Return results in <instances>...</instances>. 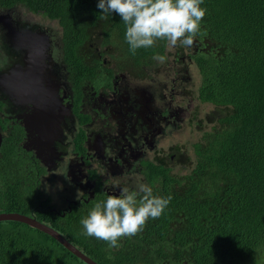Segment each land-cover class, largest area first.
<instances>
[{
    "label": "trees",
    "instance_id": "16d2710c",
    "mask_svg": "<svg viewBox=\"0 0 264 264\" xmlns=\"http://www.w3.org/2000/svg\"><path fill=\"white\" fill-rule=\"evenodd\" d=\"M97 4L98 0H0V12L22 6L45 19H58L61 55L78 82L86 64L80 47L95 25L103 43L122 45L135 62L149 64L154 57H164L159 40L133 55L125 23L116 13L101 19ZM201 7L205 16L194 37L201 51L192 57L203 102L197 114L205 128L193 143L192 155L185 158L186 173L172 166L150 170L146 183L153 194L170 197L161 215L109 248L106 241L86 235L81 224L95 203L73 205L61 216L48 206L36 177L25 173L22 178V164L4 150L0 211L23 213L52 226L98 264H264V0H203ZM4 103L0 99V110ZM1 147H7L6 140ZM0 264L86 263L47 233L4 220Z\"/></svg>",
    "mask_w": 264,
    "mask_h": 264
},
{
    "label": "flooded vegetation",
    "instance_id": "af4514ba",
    "mask_svg": "<svg viewBox=\"0 0 264 264\" xmlns=\"http://www.w3.org/2000/svg\"><path fill=\"white\" fill-rule=\"evenodd\" d=\"M47 34L50 58L41 63V72L54 81L62 113L58 127L53 118L45 127L38 124L44 115L32 113L31 103L21 108L0 91L5 101L0 110V150L22 164L18 172L22 178L26 172L36 177L39 190L41 185L51 186L64 208H56L53 197L41 192L51 210L64 216L73 205L96 204L109 195H119L123 187L135 190L132 183L137 177L145 184L151 169L172 166L176 151L182 148L173 141L201 127L200 115H195L203 102L198 98L199 75L192 57L201 49L196 42L191 47L178 42L170 49L168 41L160 39L163 61L135 62L122 45L103 43V34L95 25L80 47L86 64L78 82L62 58L60 39L52 32ZM0 45L8 56L0 66L5 70L17 55L1 31ZM39 77H34L38 85L32 87L37 98L43 93L42 84L36 82ZM48 87L51 96L52 86ZM40 128L48 130L50 141L41 159L24 147L29 139L36 140ZM4 140L5 149L1 147ZM70 190L74 195L67 196Z\"/></svg>",
    "mask_w": 264,
    "mask_h": 264
},
{
    "label": "clouds",
    "instance_id": "9594fccd",
    "mask_svg": "<svg viewBox=\"0 0 264 264\" xmlns=\"http://www.w3.org/2000/svg\"><path fill=\"white\" fill-rule=\"evenodd\" d=\"M202 3L203 0H98L97 7L101 10V19H107L112 13L120 16L127 26L125 39L134 55L137 49L152 47L160 39H166L170 49L178 42L191 47L205 16ZM25 24L42 30L40 25ZM154 58L164 60L163 56ZM169 200L170 197L154 195L146 184H138L135 190L123 187L119 195H109L97 202L81 224L86 235L106 241L109 248L116 247L121 237L134 236L149 218H158Z\"/></svg>",
    "mask_w": 264,
    "mask_h": 264
},
{
    "label": "water",
    "instance_id": "95a60500",
    "mask_svg": "<svg viewBox=\"0 0 264 264\" xmlns=\"http://www.w3.org/2000/svg\"><path fill=\"white\" fill-rule=\"evenodd\" d=\"M35 25L20 24V22L12 16L10 11L0 12V30L4 36V42L8 48L15 51L17 60L13 64L5 69L0 70V91L7 96H10L19 107H24L26 104H32V113L38 112L44 115L43 120H40L38 124L43 127L47 126L50 120L53 118L56 122V127L59 124L58 114V100L57 95L54 94V81L50 78L44 77L41 72L43 61L50 58L49 47L50 39L48 34L44 30L34 29ZM40 77L36 82L42 84V95L36 97L34 95L33 86L38 85L33 83L35 76ZM48 85L52 86V95L49 96ZM29 118L26 115L25 121ZM47 129L40 128L38 130L39 135L36 136V140L29 139V143L25 144V148L28 150H34L37 158L41 159V154L45 152L50 143L47 139L49 133ZM4 220H16L26 223L32 227H35L50 236L54 237L59 243H61L70 252L82 259L86 264H98L78 247L67 240L60 232L53 227L38 221L33 216H29L19 212H5L0 211V221Z\"/></svg>",
    "mask_w": 264,
    "mask_h": 264
},
{
    "label": "rangeland",
    "instance_id": "374dc122",
    "mask_svg": "<svg viewBox=\"0 0 264 264\" xmlns=\"http://www.w3.org/2000/svg\"><path fill=\"white\" fill-rule=\"evenodd\" d=\"M13 14H15L17 16L16 18L20 22V24H23V22H31L33 24L40 25L41 26L40 28L42 30H44L45 32L46 31L52 32L53 35H55V36L57 33V36L60 38L61 28H60V23H59L58 19H48V18L45 19L41 14H35L32 12H29L28 10H26L22 6L18 7L16 9V11L13 12ZM57 36H56V40H57ZM50 49H51V46L49 47V52H50ZM7 60H8V56L5 54L4 49L1 50V48H0V66H1L2 62L7 61ZM192 88H193V86L191 85L190 89H192ZM197 93H198V90H197ZM197 116H198V114H197ZM201 125L202 126L199 128V130L197 132H190V133L187 132V133L181 135V137H178L177 139H175L173 141V142L182 146V148L180 150L176 151V155L173 157V159H175V160L172 162V169L175 172L186 173V170H183L185 158L187 155L188 156L192 155L193 143L195 141L199 140L200 136L203 135V129L205 128V123L202 122ZM207 126H208V124L206 125V127ZM166 160H168V158H166ZM19 164H21V163L19 162ZM30 168L32 169V171H34L33 166H30ZM23 183L26 184L28 182H23ZM138 184H144V182H142V179L140 177H137V179L132 183L133 189H136V186ZM129 186H130V184H129ZM40 189L43 193H49L53 197L51 202L57 206L56 208L62 209L65 207V204L63 203L62 200H60L59 195L52 191L53 189L51 188L50 185L49 186L47 184L41 185ZM71 195H74L73 190H70V192L67 193V196H71Z\"/></svg>",
    "mask_w": 264,
    "mask_h": 264
},
{
    "label": "bare ground",
    "instance_id": "6f19581e",
    "mask_svg": "<svg viewBox=\"0 0 264 264\" xmlns=\"http://www.w3.org/2000/svg\"><path fill=\"white\" fill-rule=\"evenodd\" d=\"M58 114L59 116L62 114L61 111H60V108L58 110ZM10 212H13V211H10ZM36 219V218H35ZM41 222V221H40ZM44 223V222H43ZM46 224V223H45ZM48 225V224H47ZM50 226V225H49ZM52 227V226H51ZM35 228V227H34ZM49 235V234H48ZM54 238V237H53ZM55 239V238H54ZM67 239V238H66ZM56 240V239H55ZM68 240V239H67ZM61 244V243H60ZM73 244V243H72ZM76 246V245H75ZM77 247V246H76ZM67 249V248H66ZM68 250V249H67ZM75 255V254H74ZM76 256V255H75ZM78 257V256H77ZM79 258V257H78ZM92 259V258H91ZM96 262V261H95Z\"/></svg>",
    "mask_w": 264,
    "mask_h": 264
}]
</instances>
